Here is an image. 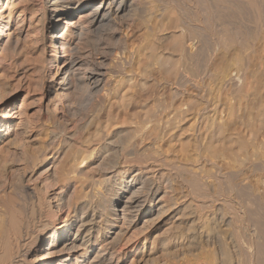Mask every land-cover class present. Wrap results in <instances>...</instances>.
Returning a JSON list of instances; mask_svg holds the SVG:
<instances>
[{
    "label": "rangeland",
    "instance_id": "obj_1",
    "mask_svg": "<svg viewBox=\"0 0 264 264\" xmlns=\"http://www.w3.org/2000/svg\"><path fill=\"white\" fill-rule=\"evenodd\" d=\"M44 1L45 0H34L32 2L36 3V5H39L38 8H42L43 5H45ZM234 1L235 0H130L128 3L132 5V12L130 13V15H127L125 18L118 21V25L120 26L118 25H117L118 27L116 26L118 30L115 28V30H117L118 32L113 30V32L116 33L115 38L110 40L108 39L109 38L108 36H110L111 33L102 32L104 36L101 35L102 40L100 41V43L110 44L111 47L114 45L112 47L114 48V50H112L113 52L109 53L111 57L108 56L109 60L106 62L107 73H108L107 76L109 78L110 85L112 83H114L113 85H115V81H118L119 83H121V84H117V86L114 87V89L112 88L113 87L112 86L111 89L113 90L117 89L118 91V92L115 91L117 93L115 96L117 100L114 98L115 99L114 101L116 102H114L113 104L116 105V106L114 105V108L117 110V112L122 117H124V119L128 117L127 115L132 114L135 117L132 115L130 117L134 118L133 120L136 122V124H138V122L141 123L145 121L146 122L152 121V123H155V122H158L159 119L161 120L164 117H168L169 114L172 117L173 111L177 108L186 109V110L189 108L190 110L191 109L190 106H192L190 105V102H193V101L195 102L196 100L199 103L198 108L200 109L199 110L197 108L200 111V115H199L200 117L198 115L196 116L195 114L196 117L194 116V118H192L193 117L192 116V117H186V119L182 118L180 120L178 119L175 121L173 118L170 119L175 123L173 125L174 128L173 126L172 128H173V131L177 133L178 138L173 137L174 135L170 136L171 133L172 134L174 133L173 131L172 132L170 131L169 132L170 134L168 133V135L167 134L164 135V137L161 140H158V139L155 140L156 137L154 135V136L146 137L148 139L145 142H142V140L140 139L141 137H139L140 135L138 132V133L132 134L131 137L134 139L132 138L128 139L127 136H124V137H121L122 139L119 138V140H116L118 142V143L114 142L116 149H118L117 147L119 148L125 147L127 146V144L136 145L137 143L136 149L138 151L147 150L145 151V153H147L146 154L147 156V155H150L152 152L153 147L151 146H153V144L154 145L156 144L157 147H161V149L164 152V155L166 153V156L168 154L169 155L168 157L170 159H174L173 161L174 166H177L176 164H178L181 167L182 166L186 167L185 165H189V164L191 165L193 163L192 162L193 159L195 158V160L197 161L195 163L196 169L199 168V171H200L202 170L201 167L203 166L202 168L206 172L203 170L201 172H203L204 175L207 174L205 177L208 178V180L212 182L214 181L213 183L217 186V188L219 187L218 190H220L219 191L220 201H218L217 203L215 202L212 205L205 204L206 202L203 203V201H201V199L194 192L193 188L192 189L190 188L191 186L187 182L188 181L187 175H185L184 172L172 169V167L170 168V166H167V167L163 166L161 169H159L160 171H158L156 175H149L150 179L154 176L150 180V184H153L154 186H161L163 190L167 189L166 191H169V192L171 190V192L170 193L168 192V193L170 194L169 198H171L170 202H172L173 204L175 203L174 205L172 204V207H174L172 208L173 212L170 213V216L168 217L167 222L164 221L162 224L159 225L158 228L154 229L152 232H150V234L147 235L148 236L147 240H145L146 235L144 236L140 234L141 230H138V233L136 232L138 235L140 234V236L137 235L138 242L133 246H126V247L119 246V249L117 251L118 253L115 255L117 257H115V260L111 261L113 263L109 262L108 260L105 264H147V263L148 264H215L216 262H220L222 258L223 259L226 258V255L223 249H226L227 247H229L228 250L229 249L232 250V245L230 244H232L233 239L234 240L236 239L238 242L237 241L235 242L239 243L241 247L245 248L246 246L245 244L246 236L245 235L243 236L244 232L240 229V227L239 226L237 227V225H231V224L229 226V223L226 220L221 221L222 219L221 216L224 217L226 213H230V212L232 213L234 212L240 215L241 208L239 207V203L244 204L247 201L246 198L249 197L248 199H250L252 194H253L252 196H255L254 198L256 199L258 197L260 199L264 198V166H263L264 165V161H263L264 159V155H263L264 154V127L260 128V130L256 132L255 134L251 133V129L249 128L253 122L255 123L258 121V119H261L259 115H261V113L264 110V68H263L264 67V52H263L264 51V48H263L264 40L262 39L264 35V26H263L264 25V0H254L256 4L258 3V5H260V6L257 5L259 7L258 9L257 7L255 8V7L250 6V4H248L246 0H242V1L238 0L239 3L237 0L235 2ZM240 8L243 9L242 10L243 15L240 14V11H239ZM44 10L45 11H43V8H42L41 12H44V13L48 12L47 7ZM229 10L233 13V15ZM87 11H89V9H87ZM252 13L254 16L252 15ZM234 14L236 15L239 14L240 16L239 15L236 16ZM29 16L30 14H28L27 17L29 18ZM174 21H178V24L180 21V24L178 26L180 28H177V29L180 35L184 36L183 37L184 38V48L186 50V53L189 51V53H187L188 54L187 57L184 56L183 58H181L182 59L180 63L181 66L179 67V71H178V72L180 71L181 72L179 73V75H174L173 77L174 79L172 77L167 78L168 75L164 74L161 63L156 62L150 67V72L147 74V77H144L142 74L145 72L144 68L146 67L145 66V60H147L146 59L147 58L146 48L152 41L154 42L156 41L155 44H156V49L158 48L157 50L158 53L159 52L162 53V54L159 53L158 55L166 54L165 58L167 59L176 58V57H173L176 54L175 53H174L175 55L172 54L173 53L172 47L174 45L173 44L174 39L171 36L172 32L177 30L176 28H174V24H175ZM50 22H51V14L48 13V19L46 21L47 27L49 26ZM45 34L46 35L44 39H45V44H46V56H44L45 54L41 53L40 51L36 54L33 53V55L28 54L26 57V55H24L26 52L20 49L22 47L20 45V47H17L15 51L16 53L14 52L13 53L14 55H12V57L14 56L12 58L13 60L11 59L12 63L10 61L7 62V64L3 66L4 68L0 70V81L2 82V83L0 82V85L2 84L1 86L4 87V89L1 88L2 91L4 90L6 96L12 97V103L13 102L17 103V108L19 107L22 110V114H24L22 115L23 117L15 116L16 118L15 117L13 118L15 123L12 129L13 130L16 129V125L19 123V121H23V123L21 124H23L24 125L23 127L25 128V129L23 128L19 132L18 137L14 136L13 138L14 140L12 144H8L9 145L8 146L5 143V144H1L0 146V159L4 158L3 160H1L3 164L6 162L4 165L2 164L0 165L1 166L0 167V177H1L0 178V194H1L0 195V210L2 211H5L6 209L5 206L9 200V197L12 199L14 198V200L18 201V202L16 201L17 203H15L17 205V208L31 207L33 201L36 200L35 195L37 193L39 194V192H40V196L41 197L45 196L44 198L47 199L48 201L52 199L53 202L58 200V203H60L61 198H66V196L62 193V191L68 189L73 183L66 182L67 186L69 187H66V188L63 187L62 189L61 188L58 189V187L62 186L61 183H58L57 182L58 180L56 179L54 181L53 180L50 181L51 179H53L50 177L52 173V171L50 170L51 161L53 160L52 158H61L63 156V154L61 155V153L62 152L64 153L67 150L68 151L73 150L74 153H77L80 150L79 148L81 147L83 143L82 139H84V137L86 138L89 137L90 135L88 134L92 135L94 131H96V127H98V124L104 122L108 118L107 112L102 113L99 118L100 122L94 121L95 124L93 123L94 125L92 124L91 128L89 127L88 129L84 130L81 133L80 138L82 137V139L75 138L76 140L74 139L73 141L68 142L69 144L67 145L66 143H63L65 142L64 134L69 133L67 132L69 128H70V131L72 129H73L72 131H75L74 128L78 127L81 123H76L77 121L74 122L75 121L74 118L72 119L71 117H67V116H64V118L67 121L66 120L62 121V118H60L62 117V114L60 112H57V113L52 112V111H50L49 113L47 112V104H48L49 99H47L46 97L47 96L46 90L51 81V77L47 71L48 63L46 62L47 60H45V58H50L52 52L49 46V39H48L49 31H47ZM235 35L237 38L235 37ZM97 37L99 36L92 35L89 37L88 49L91 50L95 48V44L98 39ZM232 39L235 41H233ZM230 42L232 46L231 44H229ZM235 42L236 44H234ZM25 44L29 45V43L27 42H25ZM235 48L238 50H236ZM170 53H171V56H170ZM189 54L192 55V56L190 55V58L188 57ZM42 55L44 57H42ZM236 58L238 59V61ZM32 60H35V61H32ZM42 61H44V64ZM222 63L223 64L227 63L228 65L232 64L231 70L235 69L236 67L242 68V69L240 68L238 71H236V69L234 71L232 70L233 72L231 73H230L231 70L229 68L230 70L228 72L229 74L227 73V76L229 75L228 79H230V77L233 79L235 75L236 76L240 75V76H237L238 78L240 77V79L238 81H235L236 82V83L234 82L235 84L232 82L233 87L230 85V83H229V86H228V83H226L227 84L226 86L225 84L224 86H220L221 85L220 81L218 83L217 74H219L220 72L219 69H221ZM233 63L234 64L236 63V64L234 65ZM233 66L235 67L233 68ZM39 68H42L43 74L40 73L41 75L37 73V69ZM5 70H8V71H5ZM2 72H3V75H2ZM237 77L236 79L234 78V80H237L238 79ZM259 83H261V85ZM109 89L110 87L108 86L106 90L108 91ZM128 93L132 97H131V101L129 103H126V106H128L127 107L128 109L126 110L123 108L124 105L121 104L120 100L123 98V94L126 95ZM216 100H217V103H216ZM214 103L219 104L221 108L219 105H215ZM231 103H233L234 106ZM10 104L11 103H9L8 105ZM119 104L122 105V110L121 108H119L120 110L116 108L117 106L119 107ZM229 105L231 107H229ZM215 106H219L218 107L219 108L218 117L222 121H224L227 131L231 132V133H228L226 131L227 132L226 135L229 136L230 134L233 136L234 133H235L234 135H236V133L238 132H240L239 135L244 134L243 138L246 136L245 138L248 140V143L250 140L253 142V143L250 142L252 145L250 143L248 144L249 146H247V150H248L247 153L250 156L252 155L253 151H258L259 149L258 151L259 153L258 152L257 153L259 154V156L261 154V156L263 157L262 158L260 156L261 161L260 160L259 161L261 162V164L260 162H258V160L257 162L253 161L256 158L254 159V157H252L253 158L252 160L250 157V159H247L244 162L245 164H243V167H241L240 169L238 168L239 170L235 168L234 171H232L233 173L232 174L230 170V156L229 157L227 156L213 157L207 151H206L207 153L205 152L204 147L202 146L203 141H204L203 139L205 137L202 138L203 136L202 134H204L203 132L207 133L208 128H206L205 126L207 125L208 127V123H209L208 120H210L211 116L213 115L212 107L214 108ZM225 106H226V109H225ZM124 110H126L128 114L125 113L126 111ZM146 110L149 111V114L150 112L152 113L151 115L152 117L150 115H146L145 113ZM221 110L224 112H222ZM220 112H222V114ZM229 113L232 114L231 115L232 118L230 117ZM65 122L69 123L67 124L68 126H63V124L66 125ZM176 122H179L181 125ZM72 125L75 127H73ZM62 127L63 128L66 127V131L63 134L61 133L63 130ZM122 128H125V127H122ZM126 128L128 130L129 129L136 130V126L135 127L133 126L132 128L131 126H128V127L126 126ZM250 134L252 136L247 137V136H250ZM205 135L206 134H204V136ZM60 136H61V139H60ZM152 138L153 139L155 138L154 139L155 141ZM23 139H24V142H23ZM156 141L159 142V144ZM104 142L105 140H103V143L102 142L99 143L97 148H100V149L96 150L92 159H88L87 155L84 154L85 156H83V154L80 153L79 155L80 162L82 159H85L86 156H87L86 160L88 159L87 161L85 160L87 162V163L85 162L87 165H85L84 167L85 169L83 168L84 171L86 170L87 172H90V169H92L93 167L96 168V166L99 164V159H102L101 156L104 155L103 148L105 147V144H106ZM130 142L132 143L129 144ZM141 142L143 144H141ZM183 143L185 144L184 146H183ZM120 144L123 146H121ZM70 146H71V149H69ZM45 148H48L47 150H49L50 148V150L46 152ZM183 148L186 149L185 153L183 151ZM199 148L202 149V151ZM37 151L39 154L36 153ZM56 151L59 152V155H56ZM32 153L36 155H31ZM145 153L143 155H145ZM204 154H207V155H204ZM35 156H38V157H35ZM203 156H206V157H203ZM28 157L30 158V160L28 159ZM209 158L212 159V161ZM35 159H36V162L38 163L35 162ZM33 161L35 162L34 164H33ZM198 162H199V165H198ZM138 170H139V167L135 166L125 176L122 175L121 177H117V176L114 177L112 179L113 181L111 180L108 183V185L105 186L106 190L108 189L105 192L106 197L104 200L106 201H104L103 203L101 201L100 205H99V202H95L94 203L95 205L93 204V206L94 207L100 206L101 209L104 211L109 209L111 205V203L109 202H111V200L114 199V197L119 192L118 189L120 188V183L123 177L124 179L125 178L131 179V176ZM207 171L208 173L210 172L209 173L210 177ZM230 174H232V176H230ZM143 175L147 177L145 173ZM228 184L237 185L238 187L237 192H239L241 188L240 192H242V196H240L241 193L239 192L237 194L233 193L230 198V185L228 186ZM36 186L39 188H37ZM11 188L14 190L10 191ZM5 189L6 190L9 189L7 190L9 193L7 191L5 192L2 191ZM243 195H245V197ZM54 196L56 199H54ZM233 198H235L236 201ZM254 198L252 197V199ZM259 198H258V201H260ZM241 199H243L244 201L242 200L243 202H241ZM256 199H254V201ZM258 201H255V202H258ZM222 204L224 205L222 206ZM53 205H55V203H53ZM231 206L234 209H232ZM52 210L54 211V215L52 216L50 220L46 221V223L50 225L49 231L52 230L54 227H56V231H58V229L63 226L61 223L62 222L61 220L65 217V215L62 212L58 213V210L54 209V207L52 208ZM213 217L215 220L217 219V221L220 223L221 226L224 223V225L222 226V229L223 231L227 230L225 232L226 234H224L223 237L214 236L213 237L214 239H212V243L214 245L210 244L209 245L210 247L206 246L205 243H200L201 242L199 241L200 239L197 240L199 242H196L195 240L193 241L191 238V236L193 235V233L191 232L192 231L191 228L195 227L194 229L195 230L197 229L196 231H198L200 229L202 221L204 220L209 221L210 219H213ZM177 218L178 219L180 218V219L178 220ZM6 223L7 225H9L8 221ZM191 223L192 224L194 223L196 225L194 224L192 225ZM226 223H227V226H226ZM233 227L234 229L236 228L237 230L236 229L234 230ZM181 231L183 233H181ZM232 231L233 233L235 232V234H232V236L234 235V238L231 236ZM240 231L243 233H241ZM235 236L237 238H235ZM242 236L243 238L245 237L244 240L242 239ZM44 238H45V234H42V240ZM223 242H227V243H225V246L221 250L220 248H222L224 244ZM199 243L202 247L198 245ZM41 247H42L41 245H38L37 247L34 248L33 250L34 252L32 253V255L27 257L26 259L27 261L25 260L26 262L25 264H35L36 257H37L36 252L38 250L43 249ZM212 249L213 250L215 249V251L212 252L211 251ZM244 251H242L240 258L242 262L245 261L244 264H248V260L245 257ZM139 260H141L142 262L141 261L139 262Z\"/></svg>",
    "mask_w": 264,
    "mask_h": 264
},
{
    "label": "bare ground",
    "instance_id": "obj_2",
    "mask_svg": "<svg viewBox=\"0 0 264 264\" xmlns=\"http://www.w3.org/2000/svg\"><path fill=\"white\" fill-rule=\"evenodd\" d=\"M32 1L34 0H0V70L4 68L3 66L7 64V62L9 61L11 62L13 60L12 58L14 56L12 57V55H14L13 53L16 51L17 47H20V45L22 46L20 49L26 52L24 54L26 55V57L28 54L33 55V53L36 54L40 51L41 53L45 54L44 56H46V44H45L44 37L46 35L45 33L49 31L48 39H49V46L51 48L52 53H51L50 58H45V60H47L46 62L48 63L47 71L51 77V81L46 90V94H47L46 97L47 99H49L48 104H47V112L48 113L50 111L55 112V113L60 112L62 114V117H60L62 118V121L66 120L64 116H67V117H71L72 119L74 118L75 119L74 122L77 121L76 123H81L78 127H75L76 123L74 124L75 126L72 125L73 127H75L74 128L75 131H72L73 130L72 127H71L72 129L71 131H70V128L67 127L69 128V130L67 131L69 133L64 134L65 142L63 143H66L67 145L69 144L68 142L73 141L75 138H80L81 133L84 130L88 129L89 127L91 128L94 121L100 122L99 118L102 113L107 112L108 118L104 122L101 121L102 123L98 124V127H96V131H94L92 135L88 134L90 135L89 137L87 138L84 137V139H82V137L80 138L82 139L83 143L81 147L79 148L80 150L77 153H74L73 150H72L73 152L67 150L64 153L63 152L61 153V155L63 154L61 158H52L53 160L51 161V167H50V170L52 171V173L50 177L53 179H51L50 181L52 180L54 181L55 179L58 180L57 182L61 183L62 185L61 187H58V189L60 188L62 189L63 187L65 188L69 187L67 186L66 182L73 183L68 189L62 191V193L66 196V198H61L60 203H58V200L53 202L51 199L50 201H48L47 199L44 198L45 196L41 197L40 192H39V194L35 193L36 200L33 201V203L31 202L32 203L31 207L17 208V205L15 203H17L18 201L14 200V198L13 199L10 198L8 195L9 200L5 206L6 207L5 211L0 210V264H25L26 263L25 260L27 259V257L32 255V253L34 252L33 251L34 248L37 247L38 245H41L42 246L41 248L43 249L38 250L36 252L37 257H36L35 264H105L108 260L109 262H111L112 260H115V257H117L115 255L118 253L117 251L119 249V246L126 247V246L135 245L138 242L137 237L140 236V234L144 236L146 235V238L145 237L144 238L145 240H147V237H148L147 235L150 234V232H152L154 229L158 228L159 225L162 224L164 221L167 222L168 221L167 219L170 216V213L173 212L172 211V208H174L172 207L173 203L170 202L171 198H169V195H170L169 193L171 192V190L169 192V191H166L167 190L166 188H165L166 190H163L161 186H154L153 184H150V180L154 176L150 179L149 175H156L158 171H160L159 169H161L163 166H166V167L170 166V168L172 167V169L184 172V174L187 175V179H188L187 182L190 184L191 186L190 188L191 189L193 188L194 192L201 199V201H203V203L206 202L205 204L212 205L213 203L215 202L217 203L218 201H220V197H219L220 190H218L219 187L217 188V186L213 183L214 181L212 182L208 180V178L205 177L207 174L204 175L203 172H201L203 170L202 168L203 166L201 167L202 170L200 171H199V168L196 169L195 163L197 161L195 160V158L193 159L192 161L193 163L191 165L190 164L185 165L186 164L185 163L184 165L186 167H183V166L181 167L178 164H176L177 166H174L173 165L174 159H170L168 157L169 156L168 154L166 156V153L164 155V152L161 149V147H157L156 144L155 145L153 144V146L150 145L151 147H153V149L151 148L152 152L150 155H147V156H146L147 153H145V151L147 150L138 151L136 149L137 143L136 145L127 144V146L125 147H121V148L117 147L118 149H116V146L114 145L115 144L114 142H117L116 140H119V138L127 136V138L130 139L132 138L131 137L132 134H135L138 132H139V135H140L139 137H141L140 139L142 140V142H145L148 139L146 137L148 136L150 137L154 135L156 137V139L154 138L155 140L157 139L161 140L164 137V135L166 134L168 135L170 131L171 132L173 131V128H174L173 125L175 123L170 119L173 118L175 121L178 119L180 120L182 118L186 119V117H192V116H193L192 118H194L195 114L196 116L200 115V111H199L200 109L198 108L199 103L197 100H196L197 102L196 101L190 102V105H192L190 106L191 107L190 110L189 108L187 109L188 110L187 111L186 109H181V108L178 109L177 107H175L177 109L173 111L172 117L169 114L168 117L163 118L164 120L159 119V121L155 123H152V121L146 122L144 120L145 122H141V123L138 122V124H136V122L133 120L134 118L130 117L132 114L127 115L128 117L124 119V117H122L117 112V110L114 108L115 104L113 103L116 102L114 100L116 99L115 96L117 93L115 91H117V89L116 90H113V89L114 87L117 86V84H121V83H119L118 81H115V85H113L114 83L110 85L109 78L107 76L108 73H107V65H106V62L109 60L108 58V56H110L109 53L113 52L112 50H114V48H112L114 45L111 47L110 44L100 43V41L102 40L101 38V35H103L102 32L111 33L110 36H108L109 37L108 39L110 40L115 38L116 33L113 32V30L114 31L118 30L116 28V26L118 25V21L122 20L127 15H130V13L132 12V5L128 3L130 0H45L44 1L45 5H43L42 8H43V11H45L44 9H46L47 7L48 9L47 13L41 12L42 8H38L39 5H36V3H33ZM246 1L248 2V4H250V6L255 7V8L257 7V9L259 8L258 6H260L258 5V3L256 4L254 0H246ZM87 9H89V11H87ZM242 10L243 9L240 8L239 10L240 14H242ZM48 13L51 14V22L49 26L47 27L46 21L48 19ZM28 14H30L29 18L27 17ZM174 23H175L174 28L176 29L180 28L178 27L180 24V21H179V24H178V21H174ZM115 28L117 30H115ZM92 35H98L99 37H97L98 39L95 44V48L90 50L88 49V44H89L88 40H89V37ZM171 36L174 39V43H173L174 45L172 47V52H173L172 54L174 53L176 54V55L174 54L175 56L173 55L172 56L176 57L177 59L176 58L175 59L165 58L166 54H164V52H163L164 55H158L160 52L158 53L157 51L158 48L156 49V44H155L156 41L155 42L152 41L146 48L147 50L146 59L147 60H145V66H146L144 68L145 75L144 73L142 74L144 77H147V74L150 72V67L156 62L161 63L164 74L168 75L167 78L169 77L173 78L174 75H179V73L181 72V71L178 72L179 67L181 66L180 64L182 61L181 58H183L184 56L187 57L188 55L187 53H189V51L186 53V50L184 48V38H183L184 36L180 35L178 29L172 32ZM262 39L264 40V35ZM25 42L29 43L30 46L26 45ZM229 44H231V42ZM234 44H236V42ZM190 55L191 54H189L188 56L189 58H190ZM44 56L42 55V57ZM170 56H171V53H170ZM32 61H35V60H32ZM42 62L44 64V61ZM230 65H228L227 63L226 64L222 63L221 69H219L220 72L218 71L219 74H217V78H218L217 80H218V83L220 81L221 83L220 86H224V84L226 86L227 85L226 83H228V86H229V83L232 86V82L234 83L235 81H238L240 79V77L239 78L237 77L240 75H237V76L235 75L238 78L237 80H234V78L236 79L235 76L233 77V79L231 77L230 79H228L229 75L227 76V73L231 70V67H232V64ZM234 67L235 66H233V68ZM240 68L236 67L235 69L236 71H238ZM235 69H232V70L234 71ZM232 70L230 71V73L233 72ZM5 71H8V70H5ZM37 73L43 74L42 68L37 69ZM2 75H3V72H2ZM259 84L261 85V83ZM1 85H0V146L1 144H5V143L7 145L12 144L14 140L13 139L14 136L18 137L19 132L24 128L23 127L24 125L21 124L23 123V121H19V123L16 125V129L15 130L12 129L15 123L13 118L15 116L23 117L22 115L24 114H22V110L19 107L17 108V103H14V102L12 103V97L6 96L4 90L2 91L1 88L4 89V87ZM108 86L110 87V89L107 91L106 88ZM111 87L113 89H111ZM131 97L132 96L129 93L126 95L123 94V98L120 100L121 104L124 105L123 108L126 110L128 109L127 108L128 106H126V103H129L131 101ZM9 103L11 104L8 105ZM216 103H217V100H216ZM219 104H215V105H219ZM231 104L233 105V103ZM122 105L119 104V107L117 106L116 108L117 109L121 108L122 110ZM219 106H215L214 108L212 107L213 115L211 116V119L208 120L209 121L208 127L207 125L205 126L206 128H208L207 133L203 132L206 135L204 136V134L201 133L203 135L202 138L205 137L203 139L204 141L202 144L205 152L207 151L213 157H218V156L229 157L230 156L231 173L232 171H234L235 168L240 169L241 167H243V164H245L244 162L247 159H250V157L252 160H253L252 157H254V159L256 158L253 161L257 162L258 160V162H260L262 156L260 154L261 156L260 157L258 154L259 149L258 151H253L252 155L250 156L247 153L248 151L247 146H249L248 144L252 141L250 140L248 143V140L245 138L246 136L243 138L244 134L243 135L241 134L242 135L241 136L239 135L240 132H238L236 133V135H234L235 134L234 133L233 136L230 134L229 136L226 135L227 132L228 133H231V132L227 131L224 121H222L218 117V112H219L218 107ZM229 107L231 106L229 105ZM225 109H226V106H225ZM148 110H146L145 113L146 115L151 116L152 113L150 112L149 114ZM222 112L220 113L222 114ZM125 113H127V111ZM231 115L232 114H230V117ZM259 116L261 117V119H258L257 122L255 123L253 122L251 125L249 124L250 127L248 126L251 129V133L253 134L258 132L260 128L264 127V110ZM176 123H179V122H176ZM67 124L69 123H66V125L63 124V126H68ZM126 126L127 127L131 126V128L133 126L134 127L136 126V130L135 129L128 130ZM122 127H125V128H122ZM65 131H66V127L63 128L61 133L63 134ZM174 133L173 134L169 133V134L170 136L174 135L173 137L176 138L177 133L175 134ZM61 136H60V139H61ZM251 136L252 135L250 134V136H247V137H251ZM103 140H105L104 143L106 144H105V147L103 148L104 155L101 156L102 159H99V164L96 166V168L93 167L92 169H90V172H87L86 170L84 171L83 168L85 167V165H87L86 161L88 159H92L96 150L100 149V148H97V146L99 145L100 142L103 143ZM23 142H24V139H23ZM142 142L141 144H143ZM131 143L132 142H130L129 144ZM157 143L159 144V142ZM184 145L185 144L183 143V146ZM45 149H46V152L50 150V148L49 150H47L48 148H45ZM69 149H71V146ZM200 150L202 151V149ZM183 151L185 153L186 149L183 148ZM36 153H38V151ZM80 153L83 154V156L87 155L88 159L86 160V157H87L86 156L85 159H82L80 162L79 161ZM144 153L145 155H143ZM31 155H36V154L32 153ZM56 155H59L58 151H56ZM204 155H207V154H204ZM35 157H38V156H35ZM203 157H206V156H203ZM3 159L4 158L0 159V165L1 164L4 165L6 163V162L4 164L2 163L1 160ZM28 159L30 160L29 157ZM210 160L212 161V159ZM35 162H36V159H35ZM35 162L33 161V164ZM198 165H199V162H198ZM135 166L139 167V170L131 176V179H128V178L124 179L123 177L120 183V188L118 189L119 192L114 197V199H112L111 202H109L111 203L109 209L104 211L101 209L100 206L98 207L93 206L95 202H99V205H100L101 201L102 203L106 201L104 200L106 197L105 192L108 189L106 190L105 186L108 185V183L114 177L116 176L121 177L122 175L125 176ZM144 173L146 174L147 177L143 175ZM232 174H230V176H232ZM209 177H210V174H209ZM229 185L230 184H228V186ZM237 188L238 187L235 184L230 185V198L233 193L237 194L241 191V188L239 187L240 190L239 192H237ZM7 190L5 189L2 191L5 192ZM11 190H14V189L11 188L10 191ZM240 193L241 195L240 194L239 195L242 196V192ZM252 195L250 199H248L249 197L247 196L248 198H246L247 199V201L245 202L246 204L239 203V207L241 208L240 215L234 212L233 213L230 212V213H226L224 217L221 216L222 218L221 221L226 220L229 223V226L230 224L237 225V227L239 226L240 229L244 232L243 236L244 235L246 236L245 248L241 247V245L237 243L238 241L236 239L235 240L233 239L234 241L232 240V244H230L232 245V250L231 249L229 250H231L232 252L228 250L229 247L226 248L227 250L223 249V247L225 246V243L227 242H223L224 244L221 243L223 244V246L220 249L224 250L226 258L223 259L221 257L222 259L220 260V262H216L215 264H244L245 261L242 262L240 258V255L242 251L244 250H245L244 251L245 257L248 260V264H264V198L260 199L258 197L260 199V201H258V198L256 199L254 198L255 196H252ZM243 196L245 197V195ZM252 197L256 199L255 201H258V202H255L254 199H252ZM54 199H56L55 196H54ZM242 200L243 199H241V202L244 201ZM53 203H55V205H53ZM52 205L54 209L58 210V213L62 212L65 215V217L61 220L62 221L61 223L63 226L60 227L58 231H56V227H54L52 230L49 231L50 225L46 223V221L50 220L52 216L54 215V211L52 210L53 208ZM223 205L224 204H222V206ZM232 209L234 208L232 207ZM7 221L9 222V225H7L6 223ZM222 226L217 221V219L216 220L214 219V217L213 219H210L209 221L204 220L201 222V226L198 231H196L197 229L196 230L194 229L195 227L191 228L192 229L191 232L193 233L191 238L193 241L195 240L196 242L201 241L200 243H205L206 246H209L210 244L214 245L212 243V239H214L213 238L214 236L223 237V235L226 234L225 232L227 230L223 231ZM226 226H227V223H226ZM138 230H141L139 235L137 234ZM233 231L231 233V236L232 234H235V232L233 233ZM181 233L183 232L181 231ZM42 234H45V238L43 240H42ZM243 236H242V239L244 240L245 237L243 238ZM232 237L234 238V235ZM235 238L237 237L235 236ZM200 243L198 245H200ZM211 251L214 252L215 249L214 250L212 249ZM140 261L141 260H139V262Z\"/></svg>",
    "mask_w": 264,
    "mask_h": 264
}]
</instances>
